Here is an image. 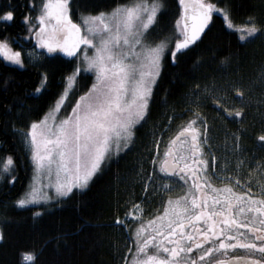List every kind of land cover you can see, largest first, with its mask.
Wrapping results in <instances>:
<instances>
[{"label":"snow or ice","instance_id":"1","mask_svg":"<svg viewBox=\"0 0 264 264\" xmlns=\"http://www.w3.org/2000/svg\"><path fill=\"white\" fill-rule=\"evenodd\" d=\"M179 3L182 13L175 22L174 41L151 39L161 0H127L110 11L84 12L79 20L73 18L71 0H41L38 16H24L36 48L48 54L64 53L78 63L64 77L63 87L48 110L22 132L34 176L30 190L16 201L18 206L39 205L33 213L39 216L44 211L41 201L71 199L76 191L89 188L106 163L131 150L150 115L164 58L175 64L201 39L214 13L222 14L238 42L247 43L264 34V21L249 17L237 25L229 10L213 0ZM14 18L12 8L0 10V22ZM31 54L38 53L33 49ZM0 58L16 65L25 63L22 51L7 38H0ZM82 72L92 73V83L76 94ZM47 80V73H42L34 92H41ZM204 91L228 117H242V108H224L214 97V88L206 85ZM234 91L238 99L244 98L241 87ZM192 96L195 106L187 109L192 115L166 141L162 153L160 140L154 141L157 147L154 154L150 153L152 172H145L146 193L158 175L161 181L175 180L181 194L162 199L148 219L140 202L132 205L125 220L116 218L122 227H130L128 217L137 218L124 264H264V191L254 194L251 187L241 184L238 174L222 175L216 170L217 157L209 143L210 125L199 110V85L194 86ZM168 127L165 124L162 132ZM257 139L264 146V132ZM0 164L8 172L14 165L13 156L0 158ZM161 187L171 192L167 183ZM239 187L246 190H237ZM236 250L244 254H234ZM35 260L31 250L20 254V264H35Z\"/></svg>","mask_w":264,"mask_h":264},{"label":"trees","instance_id":"2","mask_svg":"<svg viewBox=\"0 0 264 264\" xmlns=\"http://www.w3.org/2000/svg\"><path fill=\"white\" fill-rule=\"evenodd\" d=\"M126 2L71 0L73 18L78 20L84 12L109 11ZM213 2L218 7H226L237 25L249 17L264 21V0ZM161 3L158 22L152 31L153 40L171 38L181 13L179 0H161ZM40 6L41 0H0V10L15 11L11 22H0V38H7L23 54L32 48L43 53L35 61L24 57L23 67L0 59V158L8 154L14 158L11 174L0 183L3 235L0 264H20V254L26 249L36 254L35 264H122L128 237L114 220L122 216L127 201H136L143 191L154 141L163 133L168 117L184 121L192 115L187 109L195 106L191 103L195 99L192 96L195 85L200 86L199 110L210 125L209 143L213 146L224 137L230 140V135L238 136L244 163L256 160L264 164V146L257 139L264 132V34L247 43L238 42L223 17L214 14L201 39L180 55L175 64L167 56L164 58L150 115L137 132L131 150L106 163L88 189L76 191L71 199L43 205L41 215H33L39 205L17 207L15 200L31 169L18 133L47 110L61 91L64 77L75 68L74 59L59 53H45L36 48L34 40L25 38L29 25L24 22V16H38ZM42 73H47V84L36 93L34 88ZM91 82L92 76L82 72L76 94L86 90ZM206 85L214 88L215 98L226 102L233 99L243 109L242 117L231 118L223 110L215 109L214 98L202 95ZM235 87L243 89L242 100L234 97ZM15 174L17 179L9 187V177Z\"/></svg>","mask_w":264,"mask_h":264},{"label":"rangeland","instance_id":"3","mask_svg":"<svg viewBox=\"0 0 264 264\" xmlns=\"http://www.w3.org/2000/svg\"><path fill=\"white\" fill-rule=\"evenodd\" d=\"M180 11L182 13V6L181 5H180ZM181 13H180V15H181ZM214 14H218L221 17H223L222 14H220V13H214ZM180 15H179V17H180ZM36 23H38V22H36ZM174 29H175L174 30V34L172 35V37L171 38H165V39H167L169 41H174V39L176 38V24L175 23H174ZM25 38L26 39L31 38L32 40H34V42H36L34 35H32L31 33H27L25 35ZM32 50H33V48L32 49H28L24 53V57L27 60H29V61H35L40 56V54L36 50L35 51L38 54H31ZM43 51L46 53V50H43ZM59 54L65 55L64 53H59ZM69 58L74 59L75 67H76V65L78 63V60L73 58V57H69ZM0 59L4 63L9 64V65H13V66H16V67H23L24 66V64H23V66L16 65V64H12V63H9L7 61H4L2 58H0ZM83 73H86V72H83ZM88 74H90L92 76V73H88ZM204 89L205 88H202V95H204V97L206 98L207 94L205 93ZM220 98H223V96H221ZM213 102H215V99H214ZM221 103L223 104L224 108H227L229 110L232 109L229 106L228 102H226L225 99L222 100ZM48 108H47V110H48ZM24 130H26V129H24ZM24 130L19 131L18 135H19V138H20V140L22 142L23 150H24L25 153H27V155L29 157L30 164H31V169H30L29 176H28V178H27V180L25 182V185H24L23 189L20 190V192H19V194H18V196H17V198L15 200V205L17 207H20V206H18L16 204V201L18 199H20L24 194H26L30 190V188L32 186L33 176H34V166H33L32 160H31V153L29 151L28 145L26 144V142L24 140V137L22 136V132ZM167 134H169L168 131L165 132L163 135L160 134L161 139H164L165 137H167L168 136ZM209 136H210V134H209ZM238 140H239L238 136L230 135V140L228 138L224 137V139L222 138L221 140H218L215 143H213L212 151L215 154V156L217 157L216 170L218 172H221L222 175L223 174H227L228 172H231L234 176L238 174L242 185L246 184L248 187L252 188L253 192L261 194V191H264V164H263L262 161H256V160L254 162L250 163V164L244 163L242 157H244L245 155L242 154V152H243L242 149L243 148L239 145ZM155 145L156 144H154V149H155ZM237 165H239V167H237ZM12 168H13V166H12ZM12 168L8 172H4L2 170V164H0V183L4 181V178H6L7 175L11 174ZM221 170H223V171H221ZM145 180H146V178H145ZM145 180H144V182H145ZM11 181H12V179H11V176H10L9 177V183H11ZM239 188H242V187H239ZM51 203H54V202H44V201L40 202L41 205H48V204H51ZM28 206H36V205H28ZM25 207H27V206H25Z\"/></svg>","mask_w":264,"mask_h":264},{"label":"flooded vegetation","instance_id":"4","mask_svg":"<svg viewBox=\"0 0 264 264\" xmlns=\"http://www.w3.org/2000/svg\"><path fill=\"white\" fill-rule=\"evenodd\" d=\"M229 30H232V29H229ZM234 97L237 98V94H235ZM228 104L232 108L231 110H239L240 109L239 108L240 106L237 107L235 105V102L231 98L229 99ZM214 108L218 110V107L215 105V102H214ZM181 115L182 114H180L179 116H181ZM182 122H183V120H179V121L178 120L177 121L171 120V121H169L167 123L169 125V127H168L167 130L163 131L162 135L165 132L168 131L169 132V134H167L168 136L166 135L167 137H165L164 139H161V137H159V140L161 139L160 140V144H159V151L161 153L164 151L166 141L172 135L175 134V132L178 130V126ZM156 147L157 146L155 145V149L153 151V154L156 151ZM209 162H210V165H211L210 156H209ZM151 172H152V164L150 163V169H149V171L147 173H151ZM14 177H15V180H16L17 179V174H15ZM14 181L12 180L11 183H9V187H12L14 185ZM164 183H167L171 187V192H165L164 191L163 187H161V185L164 184ZM217 183L219 184V181H217ZM237 190H246V189H244L242 187V188H238ZM253 193L259 195V193H256V192H253ZM178 194H181V192H180V188L176 184L175 180L161 181L159 179V176L156 175V176H154V183H150L149 184V188L147 190V193L143 189V191L141 192L140 196L138 197V199L136 201H131L132 199H129L127 201V204H126L125 209H124V211L122 213V216H120V219L121 220H125V214L128 213L129 211H131L132 210V205L134 203H137V202H140L141 205L143 206V208H144V213H143L144 218L148 219V218L151 217L152 214H154L155 210L159 207L162 199H166L168 195L175 196V195H178ZM145 197H146V199H145ZM160 210H162V209H160ZM116 218L114 220V224L115 225H119V224L116 223ZM126 224L129 225L130 227H122V226L119 225L122 228V230L125 232L126 236L128 237V242H127V246H126V250H125V255H127V247L129 245H131V240L129 238L130 231H134L135 227L137 226V218L134 217V216L128 217V219L126 220ZM234 254L243 255L244 251L243 250H236L234 252ZM122 264H124V259H123Z\"/></svg>","mask_w":264,"mask_h":264},{"label":"bare ground","instance_id":"5","mask_svg":"<svg viewBox=\"0 0 264 264\" xmlns=\"http://www.w3.org/2000/svg\"><path fill=\"white\" fill-rule=\"evenodd\" d=\"M160 140H161V139H160ZM19 180H20V179H19ZM19 180H18V181H19ZM21 184H22V183H21Z\"/></svg>","mask_w":264,"mask_h":264}]
</instances>
